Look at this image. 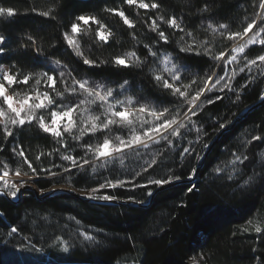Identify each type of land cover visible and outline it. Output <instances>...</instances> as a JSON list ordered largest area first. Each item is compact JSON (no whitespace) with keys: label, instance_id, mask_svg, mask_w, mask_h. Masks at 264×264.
Instances as JSON below:
<instances>
[{"label":"trees","instance_id":"1","mask_svg":"<svg viewBox=\"0 0 264 264\" xmlns=\"http://www.w3.org/2000/svg\"><path fill=\"white\" fill-rule=\"evenodd\" d=\"M158 2L161 7L157 12L138 9L136 5L129 6L124 0H0V6L12 7L17 13L11 18L0 17V34L7 38L4 45L6 51L0 54V64L7 67L16 63L24 72L33 73L75 69L73 75L78 73V79H89L114 88L127 80L126 95L143 97L144 101L157 108L168 107L173 114L179 108L182 119L187 105L178 97L158 90L151 79L149 69H162L161 63H154L153 58L148 57L147 66L119 68L111 63L112 58L134 50L144 59L147 52L144 45L153 44L161 53V59L163 54H170L181 67L182 84H188L193 79L197 81L194 90L202 87L203 80L213 72L216 73L213 82L224 76L225 61L180 52L182 45L178 41L184 33L169 29L166 25L161 27L169 35V43L164 45L160 41L157 44V34L150 32L144 21L157 14L182 17L183 25L194 32L197 43L207 42L213 54L220 51L231 53V49L238 46V42L243 43V40H228L227 32L242 31L255 18L256 12L264 10L259 9L260 0ZM205 3L210 11L201 12ZM106 7L125 11L130 19L136 21L135 29H129L114 13L104 11ZM49 8L53 9L54 19L39 15L40 11ZM79 14L96 15L113 33L105 44L96 36L98 25L90 22L89 25H81V33L75 37L85 56L109 63L89 68L66 44L63 33H70V25ZM209 23L217 27V32L207 30ZM221 23L228 25L224 36L218 28ZM29 36L34 38V44L28 40ZM191 39L185 36L186 42L190 43ZM25 44L26 48L21 47ZM262 53L264 46L256 44L245 49L244 54H238L237 62L227 69L229 76L233 69L237 72L236 79L232 81L237 91H220L225 82L221 81V85H217L212 92H206L205 96L214 103H207L201 97L198 103H202V110L192 117L195 127L188 124L191 131L181 130L184 135L174 141L178 145L176 148L168 149L166 142H161L150 149H142L140 157L129 152L124 157L123 165L119 159H115L104 168L97 167L96 172L86 166L85 169H72L71 172L51 168L56 175L41 171L39 175L29 172L28 176H24L30 179L29 183L36 192H24L17 202L0 196V212L3 213L0 215V264H192L193 257L199 264H256L257 256L264 260V239L249 225L251 221L253 226L259 224L264 227V182L257 176L245 183L253 172L264 171V158L260 155L264 152V143L252 141L248 144L253 135H264V103L223 134L205 156L216 136L264 96V76H260L255 67L252 73L247 70L239 72L244 66L245 55L252 59ZM56 60L61 61V66L55 65ZM250 75L256 76V80L240 91L239 85L244 84ZM63 87V84H57L58 90H63ZM28 90L29 86H17V91L22 94ZM40 90H45L43 85ZM74 100L76 97H68L63 103ZM221 124L225 127L221 128ZM126 131L114 129L112 134H124ZM103 135L86 136L84 142L95 144L102 140ZM67 139L75 149L72 154L82 156L84 152L79 144ZM189 142L195 152L185 154L181 159L178 153L189 146ZM16 143L23 145L33 161L40 152L48 153L59 147L49 134L41 132L34 125H26L22 132H17L15 141L11 138L3 141L0 133V147L4 149L0 152V162L8 163L12 169L17 167L19 160L11 152ZM164 149L166 154L158 157V166L139 177L134 176L142 166L147 167L150 154ZM197 154L200 159H196ZM242 154L248 155L249 160L244 165H234L235 157ZM203 158V164L192 183L175 184L160 190L152 200L147 192L153 193L159 187L150 185L145 189L132 186L133 183L145 184L149 179L169 175L181 177L174 182L190 180L195 173L193 169H197ZM53 163L68 167V162L60 160L59 153L41 157V161L34 166L38 170L47 169ZM218 168L221 171H217ZM24 170L27 171L26 166ZM105 179L130 183L124 187L101 190L96 193L97 196L111 194L117 197L112 201L147 205L89 202L105 201L88 196L89 191ZM57 187L66 188L71 193L44 197ZM189 187H193L192 192L187 191ZM11 227H17L18 233L8 235ZM245 228L249 230L245 231ZM82 232L94 236L95 240H84L80 235ZM57 237L68 241L67 252ZM253 248L257 251H252Z\"/></svg>","mask_w":264,"mask_h":264},{"label":"snow or ice","instance_id":"2","mask_svg":"<svg viewBox=\"0 0 264 264\" xmlns=\"http://www.w3.org/2000/svg\"><path fill=\"white\" fill-rule=\"evenodd\" d=\"M124 3L129 6L136 5L138 9L156 10L157 12L161 7V3L158 0H151V2H146V0H124ZM259 9L264 10V0H260ZM33 11H36V9H33ZM104 11L114 13L129 29H135L136 21L130 19L125 14V11L107 7ZM200 11H210L208 4L205 3ZM16 14V10L12 7L0 6V17L6 16L11 18ZM39 15L55 18L52 8H49L47 11H40ZM90 22L98 25L96 30L98 40L107 44L109 37L113 33L96 15H77L70 25V33L65 31L63 38L68 47L72 49L73 54L79 57L84 65L89 66V68L100 67L109 63V61H97L96 59L88 58L84 55L79 41L75 39L81 33V25H89ZM144 23L150 32L157 34V44L160 41H163L164 45L169 43V35L166 34L161 25H166L169 29L184 33V36H181L178 41L182 45L179 51L194 53L196 55H207L216 61H225V75L220 76L213 82V78L216 76V73L213 72L203 80L202 87H196L193 90V86L197 85V81L193 79L188 84H182L181 67L174 62L170 54H163L161 59V53H159L153 44L144 45V48L147 50L144 59L134 50L112 58L111 63L119 68H140L147 66L148 57L153 58L154 63L157 61L162 63V69H149L152 73L151 79L155 82V87L158 90L178 97L187 105V111L183 113V118L181 119L179 108L175 109V114H173V111L168 107L157 108L151 103L144 101L143 97L137 98L133 95H126V85L129 83L127 80L114 88L89 79H78V73L73 75L76 72L75 69L62 70L58 73L55 69L33 73L24 72L16 63L7 67L0 64V133H2L3 141L7 142L9 138L15 141L17 132H22L26 125H34L41 132L49 134L59 145V147L54 148L48 153L40 152L36 155L35 161H33L26 154L23 145L16 143L12 147L11 152L15 157L19 158L17 167L12 169L8 163L0 162V196L16 199L18 194L21 193V189L28 183L22 177L28 176L29 172L33 175H39L41 171L56 175L55 172L51 171V168H61L64 172H71L72 169H85L86 166L91 167L92 171L96 172L97 167L104 168L115 159H119L120 164L123 165L124 157L129 152L135 153L137 157H140L142 149H150L153 145H159L161 142H166L168 149L176 148L178 145L174 141L182 138L184 135L181 130L191 131L188 128V124H192L195 127L192 117L197 116L198 112L202 110V103H198V101H201V97H204L207 103H214L212 99L205 96L206 92H212L217 85H221V81L225 82L220 87V91H224L225 89L237 91L232 84V81L236 79L237 72L233 69L229 76L227 75V69L229 65L237 62L238 54H244L245 49L251 45L259 44L264 46V11L256 12L255 18L247 23L242 31L227 32L226 39L243 40V43L231 49V53L220 51L218 54H213L207 42L197 43L194 32L187 30L183 25L182 17L178 18L175 15L165 17L163 14H157L149 16ZM218 28L221 30V35L224 36L228 25L221 23L218 25ZM207 30L215 33L217 32V27L209 23ZM185 36L192 38L190 43L185 41ZM133 38H136L134 33ZM6 40L7 38L0 34V54H4L6 51L4 47ZM28 40L33 44L35 43L34 38L31 36L28 37ZM21 47L26 48L27 45L25 44ZM54 63L57 66H61L60 60H56ZM254 67L259 71L260 76H264V53L252 59L247 58L245 55L244 66L239 69V72L244 73L247 70L249 73H252ZM255 80L256 76L250 75L244 84L239 85V90L243 91ZM58 83L63 84V90H58ZM19 85L29 86V90L22 94L20 91H17V86ZM41 85L44 86V91L40 90ZM68 97H76V100L70 101L67 104L63 103ZM217 99H220V97H217ZM237 99H239L238 94ZM220 127L223 128L225 125L221 124ZM114 129L127 131L124 134L113 135ZM98 133L104 134L102 140H99L95 144L84 142L86 136L91 137ZM67 138L79 144L84 152L82 156L72 154L75 149L69 144ZM252 141L264 143V135H253L248 144H251ZM3 150V147H0V152H3ZM193 152H195V148L189 142V146L183 147L178 155L183 159L185 154L191 155ZM54 153H59L60 160L68 162V167H65L63 164L57 165L53 163L47 169L40 168L38 170L34 166L35 163L41 161V157L45 155L52 156ZM165 154L166 149L160 150L155 154H150L151 159L147 162V167L142 166L140 171L134 173V176L139 177L143 173L148 172L149 169H154L160 163L158 157H162ZM260 155L264 158V152L260 153ZM200 158L197 154L196 159ZM248 160L249 156L246 154L237 155L233 164L244 165ZM24 166H26L27 171L24 170ZM216 170L221 171L219 168ZM194 171L195 169H193ZM10 175H14L20 179L9 180ZM257 176L264 182V171H262L261 173L253 172L245 180V183L251 182ZM180 178L179 175H169L164 178L149 179L145 184L133 183L132 186L134 188L145 189L150 185L161 187L173 183ZM229 179H232V177L229 176ZM126 183H130V181L105 179L98 184V187L92 188L88 196L89 198L105 201L115 200L117 197L111 194L97 196L96 193L104 189L124 187ZM187 191L192 192L193 187H189ZM152 194L151 191L147 192L148 196ZM129 199L133 198L130 197ZM0 215H3V213L0 212ZM249 225L255 233L264 239V227H261L259 224L253 226L251 221H249ZM244 230L248 231L249 228H245ZM18 231L17 227H11L8 235L17 234ZM80 235L86 241L95 240L94 236L86 232H82ZM56 239L64 245V251L67 252L68 241L63 240L61 237H57ZM252 251L256 252L257 249L253 248ZM255 260L256 264H264V260H261L259 256ZM192 264H199V261L193 257Z\"/></svg>","mask_w":264,"mask_h":264},{"label":"water","instance_id":"3","mask_svg":"<svg viewBox=\"0 0 264 264\" xmlns=\"http://www.w3.org/2000/svg\"><path fill=\"white\" fill-rule=\"evenodd\" d=\"M264 97V96H263ZM264 103V98H261V100H259L256 104H254L253 106H251L250 108H248L247 110H245L240 116H238L237 118H235V120L229 125L227 126L226 128H224L217 136L216 138L214 139V141L210 144L209 148L207 149V151L205 152V156L207 155V153L210 151V148L215 144L216 141H218L221 136L223 134H225L226 132H228L230 129H232L246 114L250 113L252 110L258 108L261 104ZM203 161H204V158L201 160V162L199 163V166L197 167V169L195 170V173L193 175V178L190 179V180H186V181H177V182H173V183H170V184H167V185H163L161 187H159L155 192H153V194L150 196V200H152V198L154 197L155 193L160 191V190H163L165 188H168V187H171L175 184H181V183H192L197 175H198V172L200 170V167L202 166L203 164ZM26 191H35L34 187L33 186H25L24 188L21 189V193L18 194L17 198L16 199H12L10 197H5L7 198L8 200L12 201V202H17L20 197L22 196V194ZM57 193H71L68 189L66 188H62V187H57V188H54L51 192H49L48 194L44 195V197H47V196H50V195H54V194H57ZM73 194V193H72ZM149 200V201H150ZM89 202H92V203H98V204H111V205H137V206H146L147 204H138V203H134V202H118V201H94V200H88Z\"/></svg>","mask_w":264,"mask_h":264},{"label":"rangeland","instance_id":"4","mask_svg":"<svg viewBox=\"0 0 264 264\" xmlns=\"http://www.w3.org/2000/svg\"><path fill=\"white\" fill-rule=\"evenodd\" d=\"M107 34V33H106ZM241 43V41L240 42H238L237 43V45H239ZM161 67H163V64L161 63ZM23 179H25V180H27L28 181V183H27V185L26 186H30L31 184L29 183V178H26V177H22ZM9 180H17V179H20V178H17V177H15V176H9V178H8ZM32 186V185H31Z\"/></svg>","mask_w":264,"mask_h":264}]
</instances>
